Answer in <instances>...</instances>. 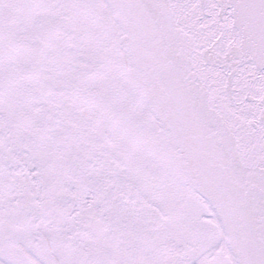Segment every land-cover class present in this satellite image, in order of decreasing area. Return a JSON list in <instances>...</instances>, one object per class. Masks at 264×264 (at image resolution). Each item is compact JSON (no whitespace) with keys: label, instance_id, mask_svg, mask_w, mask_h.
Returning <instances> with one entry per match:
<instances>
[{"label":"snow or ice","instance_id":"snow-or-ice-1","mask_svg":"<svg viewBox=\"0 0 264 264\" xmlns=\"http://www.w3.org/2000/svg\"><path fill=\"white\" fill-rule=\"evenodd\" d=\"M0 264H264V0H0Z\"/></svg>","mask_w":264,"mask_h":264}]
</instances>
